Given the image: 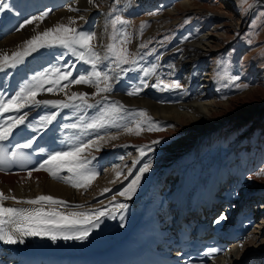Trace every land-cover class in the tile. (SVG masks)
<instances>
[{
	"label": "snow or ice",
	"instance_id": "6c2138e0",
	"mask_svg": "<svg viewBox=\"0 0 264 264\" xmlns=\"http://www.w3.org/2000/svg\"><path fill=\"white\" fill-rule=\"evenodd\" d=\"M90 5H94V0H88ZM10 5L6 2H0V12L8 10ZM69 11H78V9L69 6ZM51 9L41 11L37 15L25 18L15 28L19 32L27 25H33L34 22H43L49 16ZM83 19V17H80ZM75 21L70 18V24ZM128 20L122 18L121 15H113L110 24L112 33L109 37V43L106 46V52L101 56L93 44L95 33L84 32L75 27L64 25H56L48 28L42 33H37L27 39L22 49L12 52H0V72L7 69H15L23 64L27 57L44 48L59 47L66 50L68 55L75 58L90 67V71L74 75L76 70L75 64H65L63 67L51 66L37 72L29 79L25 80L18 91L11 95L0 94V171L15 165H24L29 159L30 153L24 150L33 149L39 136L47 130L59 115V112H52L48 115L40 117L39 121L32 123L28 121V112L24 111L29 108L52 107L54 109L73 108L78 111L85 109H96V115L90 120H85L83 116L77 118V122L65 124V129L78 130L83 133L97 134L95 139L80 140L78 143L72 144L67 150L49 152L47 157L39 164L37 168L28 171L31 177L32 171H45L51 178L62 181L73 188H84L90 185L91 181L98 175L96 169L92 166V161L96 159L92 155V150L101 151L100 141H105L106 137L110 140L118 138L120 131L128 135L139 136L143 131H161L163 127L155 122L143 110L135 113L140 119H134L132 124L121 123L122 114L125 113V107L119 101H110L104 94L113 91V85L110 82L113 77L108 71L100 68V64L104 61L110 63L105 65L111 68L112 65L116 69H120L124 73L128 71H139L142 73L143 80L150 75H155L157 65L150 67H137L140 63L139 53H132L128 49L130 43V35L127 33L125 26ZM146 25L140 26L141 33ZM147 43H142L139 48L145 49ZM58 59H63L61 54ZM129 66L123 68V66ZM225 77L237 88L246 89L247 84H237L239 76ZM72 85H85L92 87L95 91L91 94V98L100 96V100L95 103L89 102V94L87 92H72L71 95L65 93L64 100L38 99L37 97L44 94H56L64 92L65 89ZM147 86V85H144ZM152 87H160L161 90H174L181 88L178 82L165 83L160 80ZM142 87H134L127 91V95H139ZM7 114V115H6ZM31 130L34 135L30 136L26 141L18 142L11 148L5 146V142L13 137L15 131L20 127ZM174 127V126H171ZM117 129L116 133H107V129ZM104 133V134H101ZM79 139V138H77ZM160 140H153L151 145H142L136 148L139 156L132 161V166L128 168L127 175L132 178L116 195H113L109 201V207L103 209H93L90 211H81L84 206L80 204L69 205L67 201L53 198L49 195H40L34 199L18 200L15 196L5 195L0 192V242L7 245L23 244L25 237L47 238L55 243L58 240H75L84 241L91 234L93 229L98 228L104 218L113 219L117 213H123L128 208L125 202H118L116 197L119 196L123 201L132 199L144 175L149 172L152 167L150 159L144 160L147 153L154 151L152 145H158ZM44 149H39L38 154H42ZM141 161L143 163L141 164ZM137 165H141L137 169ZM135 169V172H134ZM67 172L68 176L61 175ZM123 175L122 172H116V180ZM257 176L264 175V168L256 173ZM251 178V177H250ZM113 180L112 183H116ZM123 183V180H120ZM105 193L111 189H104ZM103 194V193H102ZM12 200L15 204L29 205L30 207H9L5 205V201ZM63 208L64 211L59 209ZM226 217L220 215L216 223H220ZM121 220L123 216L121 215ZM124 227L123 223L120 225ZM218 251L216 248L207 250V254L213 255Z\"/></svg>",
	"mask_w": 264,
	"mask_h": 264
},
{
	"label": "bare ground",
	"instance_id": "6f19581e",
	"mask_svg": "<svg viewBox=\"0 0 264 264\" xmlns=\"http://www.w3.org/2000/svg\"><path fill=\"white\" fill-rule=\"evenodd\" d=\"M103 0H94V5H90L88 0H77L74 8L76 9H84L82 13L79 15H86L91 17L90 13L97 10V6L99 2ZM152 5L149 3L150 7H157L159 4V0H151ZM259 3L264 0H258ZM146 3V2H145ZM184 5V4H183ZM185 6V5H184ZM75 11H69L66 9H61L55 11L50 17H48L45 21L40 22L36 21L33 25H27L24 29L19 32H15L12 35L6 37L3 41L0 42V52H7L10 54L11 51L14 52L15 49L21 47L24 42L31 38L33 35L42 32L48 28L54 27L56 24L61 25L64 23H69L70 18L77 17L74 15ZM78 14V13H76ZM96 20V28H98L96 32V40L98 41L99 47H102L105 43L106 34H100L103 29L104 21L103 16L94 17ZM210 35V33H208ZM217 39L213 37L212 44L215 43ZM188 44V43H187ZM212 44L205 45L207 50H204L201 43H193L186 46L184 51V55L181 58V61L175 66V68H171L172 71H175L176 74H181L180 77L185 81V89L189 94V99L185 101H181L178 104L173 103L171 105H160L155 102H149L145 99L138 98V102H130L133 104H137L139 106H145L149 113L153 116H158L159 118H164L166 120L171 121L174 127H170L167 131V134L174 133H183V140L172 142L170 149V154H178L180 157L183 156L184 153H196V155L201 158L203 152L200 149V143L204 138H209L207 133L211 132L213 129L221 127L224 124L231 122L232 119L240 120V118L244 119V117L248 116L247 114L253 110H255L251 105L250 101L254 99L257 93L262 92L261 90H251L240 98L232 100L226 104H219L217 95L214 92L213 95V84L211 86H207V81L205 85H202V90L199 91V80L198 78H202L201 66L206 57L210 54V50ZM202 45V47H201ZM205 48V47H204ZM212 51V50H211ZM187 55H190L189 59H186ZM171 72V71H169ZM173 73V72H172ZM175 74V73H174ZM209 82V80H208ZM203 83V82H202ZM209 85V84H208ZM76 89H83L85 85H75ZM205 89V90H204ZM207 90V91H206ZM119 98L123 99L125 96L124 93L119 92ZM204 97L211 99L209 104L200 103V100H203ZM239 100L244 101L242 107H236L234 103L239 102ZM123 101V100H122ZM128 104V103H127ZM250 106H249V105ZM166 106V107H164ZM256 111V110H255ZM87 120H90L89 118ZM259 123H255L257 125ZM221 130V129H220ZM93 134V133H92ZM168 134V135H169ZM121 135V138H118L113 142L108 139L107 146L113 147L118 143L124 142L128 137ZM152 135V134H151ZM150 135V136H151ZM166 133L162 136L165 137ZM159 136V134H158ZM149 137V136H148ZM147 137V138H148ZM139 140V139H137ZM176 141V142H175ZM101 146H104L102 144ZM168 148V149H169ZM167 149V151H168ZM159 150V153H161ZM184 151V152H182ZM176 154V155H177ZM174 155V156H176ZM190 161V160H186ZM109 172H107L108 174ZM111 177V176H107ZM255 183L264 182V177L262 178H254ZM99 183V184H98ZM110 186V183H107L105 179H101L97 181V185H93V188L88 194L94 195L102 190L106 189V187ZM0 188L6 192H9L12 195L17 197L23 196H37L39 193L42 194H52L56 196H60L62 198L69 199H80L79 191L72 190L67 186L59 184L57 182L49 180L46 175L43 173H33L31 177L28 174H17V175H0ZM103 201L105 203L109 202V198L99 201L96 207H99V204ZM104 203V204H105ZM91 205H87L85 209H95L90 207ZM261 227H264L261 225ZM242 252L245 250L246 252L250 251H259L264 250V228L262 230L257 231L254 236L246 242V244L242 247ZM240 252L239 249H237ZM234 252V255H237L238 252Z\"/></svg>",
	"mask_w": 264,
	"mask_h": 264
},
{
	"label": "rangeland",
	"instance_id": "374dc122",
	"mask_svg": "<svg viewBox=\"0 0 264 264\" xmlns=\"http://www.w3.org/2000/svg\"><path fill=\"white\" fill-rule=\"evenodd\" d=\"M107 1L108 0H103L102 2L106 3ZM102 2H99V5H101ZM168 4L152 15L137 20V24H139L140 26L142 24L146 25L142 33L141 31H139L140 28L138 27V32L140 33L142 41L147 37H151L152 35L159 33L162 29L185 25L190 20L197 19L199 22L198 25L200 31L198 32V35L196 37L192 36L191 39L193 40L190 39L191 42L184 45L185 49L189 44L201 43L202 45H204L203 47L201 45V47L204 50H207V47L205 45L212 44L213 37L217 39L215 43L212 44L211 49H209L210 54L206 58L208 59V64L211 70L210 72L213 74V77H209L210 72H208V69H205V72L202 71L201 73L203 76L201 82L198 79L199 85H205V82L207 81V83L209 84H207V86H211V81L213 78L216 81L217 79L219 80V83H217L218 81L216 82L214 80L216 87H222L223 89L234 88L236 91L238 90V93H236L234 96L220 97L218 99L219 104H226L232 100L240 98L251 90H261L262 92L257 93L254 99L250 101V105L256 111L253 110L249 112L247 114L248 116L244 117V119H232L231 122L235 121L238 123H245L252 119L255 120L258 118H262L261 115H264V3H259L258 0H179L172 7H169ZM99 5L97 6V8H101ZM164 10L168 11L165 12ZM160 11L161 13H158ZM110 13L111 9L109 10V14ZM104 33L105 26L103 25V29L100 34ZM208 33H210V35ZM137 40L138 42H140V39L137 38ZM165 51H163V53H165ZM12 52L13 51H11L10 53ZM182 55H184V52ZM182 57L183 56H181L180 58ZM189 58L190 55H187L186 59ZM161 59L162 58L159 56V61H161ZM177 60L178 59L176 57H173L172 62L177 63ZM153 61L154 63L148 65V67L156 65L154 59ZM180 61L181 60H179V62ZM224 62L228 64V68L224 67ZM159 66L160 63L157 65V68ZM138 67H142V65L139 64ZM137 72L141 73L139 71ZM225 73H227L228 76H232L234 74L235 76H239L240 79L237 84H247L248 87L246 89L237 88L225 77ZM165 79L167 78L162 77V81H164ZM176 81H178V83L184 87V82L177 78ZM212 96H215L214 91ZM121 100L128 104H130L131 101L133 103L138 102V99H134L130 96H125ZM200 101V103L209 104L208 102H210L211 99L204 97L203 100ZM243 102L244 101L239 100V102H235L234 105L236 107H242L244 105ZM256 123L259 122L256 121ZM169 129L165 130L162 133L159 132L160 134L151 133L152 135L143 131V136L146 135V137L143 138L144 140H149V144H151L153 140H160L161 142L158 144V146L164 142V136L162 135L165 133V136L169 137L182 134L175 140H183V133H174L171 136V134H167V131ZM220 129L221 128L219 127L215 128L213 129V132H218L220 131ZM229 135L230 133L223 134V136L226 138L229 137ZM118 136L119 138H121V135ZM148 136H150V138H147ZM115 140L112 141L114 142ZM103 144L104 146H107L108 139ZM160 147L161 146H159V148ZM169 147L161 150L162 155L168 158L173 157L177 154H170L171 148Z\"/></svg>",
	"mask_w": 264,
	"mask_h": 264
}]
</instances>
